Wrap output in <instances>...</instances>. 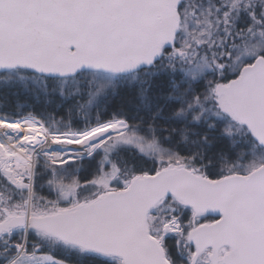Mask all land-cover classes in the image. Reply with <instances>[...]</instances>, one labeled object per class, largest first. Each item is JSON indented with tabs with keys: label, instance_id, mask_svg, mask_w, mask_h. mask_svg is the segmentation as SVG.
Returning a JSON list of instances; mask_svg holds the SVG:
<instances>
[{
	"label": "snow or ice",
	"instance_id": "obj_1",
	"mask_svg": "<svg viewBox=\"0 0 264 264\" xmlns=\"http://www.w3.org/2000/svg\"><path fill=\"white\" fill-rule=\"evenodd\" d=\"M0 264H264V0H0Z\"/></svg>",
	"mask_w": 264,
	"mask_h": 264
}]
</instances>
